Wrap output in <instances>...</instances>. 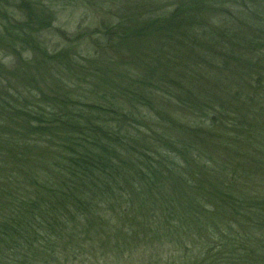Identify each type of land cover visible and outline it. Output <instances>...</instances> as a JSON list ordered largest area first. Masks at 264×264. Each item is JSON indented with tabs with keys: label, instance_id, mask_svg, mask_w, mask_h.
I'll use <instances>...</instances> for the list:
<instances>
[{
	"label": "trees",
	"instance_id": "obj_1",
	"mask_svg": "<svg viewBox=\"0 0 264 264\" xmlns=\"http://www.w3.org/2000/svg\"><path fill=\"white\" fill-rule=\"evenodd\" d=\"M74 2L0 32V264H264V0Z\"/></svg>",
	"mask_w": 264,
	"mask_h": 264
},
{
	"label": "rangeland",
	"instance_id": "obj_2",
	"mask_svg": "<svg viewBox=\"0 0 264 264\" xmlns=\"http://www.w3.org/2000/svg\"><path fill=\"white\" fill-rule=\"evenodd\" d=\"M59 1L60 0H0V32L3 30V27L8 28L10 22L19 23L24 21L25 16H27V11L26 9L21 8L20 5L27 2L33 3L32 6L36 7L38 10L40 7L48 8L49 12L46 13L44 17L51 20L53 17L54 19L51 28L47 30L40 29V33L37 37V39H41L40 41L48 51L60 47V38L56 34L59 35V33H64L66 35H75L81 31H92V29H94L96 24V17L94 15L96 13H94L93 9H87L86 6L80 5L79 2H74L65 6L55 4L59 3ZM86 1L91 3V0ZM34 3L36 6H34ZM1 15L5 17V20L2 19ZM46 22L47 20L43 23ZM8 61L9 59H6L4 62L7 63ZM110 262L111 261L103 262V260H101V262L93 264H110Z\"/></svg>",
	"mask_w": 264,
	"mask_h": 264
}]
</instances>
